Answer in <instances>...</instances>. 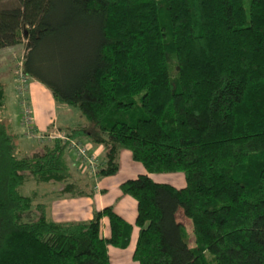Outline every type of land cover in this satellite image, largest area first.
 Returning a JSON list of instances; mask_svg holds the SVG:
<instances>
[{"label": "trees", "instance_id": "obj_1", "mask_svg": "<svg viewBox=\"0 0 264 264\" xmlns=\"http://www.w3.org/2000/svg\"><path fill=\"white\" fill-rule=\"evenodd\" d=\"M24 42V72L87 121L68 136L105 146L96 177L118 172L123 149L144 165L120 185L137 201L139 264H264V0L1 6L0 49ZM8 97L0 82V264H110L109 246L127 247L133 225L113 206L55 221L22 192L31 175L84 193L67 141L20 155ZM168 171L185 186L150 175Z\"/></svg>", "mask_w": 264, "mask_h": 264}, {"label": "crops", "instance_id": "obj_2", "mask_svg": "<svg viewBox=\"0 0 264 264\" xmlns=\"http://www.w3.org/2000/svg\"><path fill=\"white\" fill-rule=\"evenodd\" d=\"M21 45L23 44L0 49V82L6 84L7 88L11 91L13 100L16 98V83L10 57ZM3 53L6 55L3 56ZM29 77V96L34 110L36 129L38 131H50L56 126L60 131L69 132L87 125V121L82 115L80 121H75V118L80 114L76 112L73 107L65 103H58L49 88L33 77ZM11 126L13 132L17 135V147L21 156H32L36 153L42 154L45 145L52 143L51 140L38 141L28 136L21 137L16 131L13 123H11ZM79 139L87 141L86 136H80ZM90 147L91 152L97 154L100 164H104L106 154L105 146L90 142ZM68 151L66 158L70 167L71 181L74 182L76 186H79L84 193L78 195L63 194L65 183L55 180L44 182L48 185L45 191H47L51 197L56 195L57 198L51 201L50 204L43 203L46 205V212H49H47V216L49 217L51 215V218L55 221H82L91 219L96 210H102L106 206H113L114 210L120 216L133 225V228L130 243L127 247L109 246L110 264H112L111 255L113 253L115 257H118V251L125 252L128 247H130L129 253H132L131 255L134 259V250L139 235V227L135 224L137 201L135 199L131 200L130 198H126L122 190L120 192L118 190L116 196L122 197L124 201L123 204L118 206L111 192L113 189H121L120 185L125 181V179H123L124 177L119 178L117 175H110L107 178H92L90 175L91 172L85 168L84 163L78 157L77 159L75 158V151L71 148H68ZM143 173L147 172L145 171ZM183 186L185 185L180 187ZM102 233L104 237L110 235V225L106 218L103 219ZM121 255L125 257L127 254H119V258H121ZM117 263L121 264V262Z\"/></svg>", "mask_w": 264, "mask_h": 264}, {"label": "rangeland", "instance_id": "obj_3", "mask_svg": "<svg viewBox=\"0 0 264 264\" xmlns=\"http://www.w3.org/2000/svg\"><path fill=\"white\" fill-rule=\"evenodd\" d=\"M18 0H0V7L1 6H12L17 4ZM246 7L249 9V1H246ZM23 45L19 46L17 48V51H14L11 54L10 60L11 64L13 66V75H15V70L19 67L20 62H23L24 56L26 53V44L25 42L22 43ZM6 55L3 53V56ZM12 58V59H11ZM8 92V111H7V121L9 120L10 123H13L16 131L20 134L21 137H27L26 135V127L23 124V119H22V108L19 103L17 94L16 98L14 100L11 97V91L7 88ZM13 100V102H12ZM31 102V99H30ZM32 104V103H31ZM76 112H79L77 109L74 108ZM78 114V113H77ZM80 114V113H79ZM80 116V117H79ZM78 117L75 118V121H80L82 119L81 114ZM84 118V117H83ZM85 119V118H84ZM69 151L67 150V153ZM74 153V152H73ZM71 153V154H73ZM76 152L74 153V155ZM75 158L77 159V154L75 155ZM146 169L144 165L135 159H133L131 151L129 149H123L120 154V159H119V170L117 173L113 174V176H118L119 178L124 177L123 179L127 180L130 178H134L138 176L139 174L145 172ZM147 172V171H146ZM150 175L155 179L156 181L160 182H167L171 183L173 185H176L177 187H180L182 185L186 184V178L185 174L183 171H168V172H150ZM108 176H103L102 178H107ZM48 185L44 182H38L34 177L29 175L27 180L25 181L23 187H22V192L25 194H35V204L38 203H48L50 204L51 201H53L56 198V195L54 197H51L47 191H45V188ZM121 191V189H113L111 192L113 193V196L115 197V203L116 205L123 204V199L122 197H117L116 192ZM126 198H130L131 200L135 199L130 195H126ZM48 212V211H47ZM49 213V212H48ZM50 215V214H48ZM52 216L50 215L49 218ZM179 220L187 224L189 230L191 231V226L189 221L186 219L184 216L183 212L180 211L178 215ZM194 236V235H193ZM130 247H128L125 252H120L118 251V257H115L114 253L111 255L112 258V264H120L117 262H121V264H139L138 261L134 260L132 258V253L130 254ZM126 253L127 255L123 257L121 255V258H119V254ZM116 258V259H115Z\"/></svg>", "mask_w": 264, "mask_h": 264}, {"label": "built area", "instance_id": "obj_4", "mask_svg": "<svg viewBox=\"0 0 264 264\" xmlns=\"http://www.w3.org/2000/svg\"><path fill=\"white\" fill-rule=\"evenodd\" d=\"M29 78L24 72L23 62H20L19 67L15 70V83L16 94L22 108V119L26 127V135L38 141L53 140L54 138H61L67 141L69 147L76 152L77 157L84 163L85 168L96 177L100 163L97 154L91 152L90 142L71 138L66 131H60L56 126L50 131H38L36 129L34 110L29 96Z\"/></svg>", "mask_w": 264, "mask_h": 264}]
</instances>
